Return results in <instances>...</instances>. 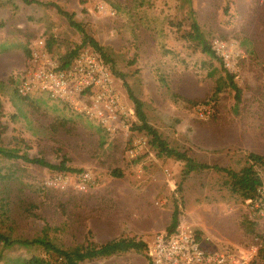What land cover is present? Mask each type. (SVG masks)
Listing matches in <instances>:
<instances>
[{
    "label": "rangeland",
    "instance_id": "rangeland-1",
    "mask_svg": "<svg viewBox=\"0 0 264 264\" xmlns=\"http://www.w3.org/2000/svg\"><path fill=\"white\" fill-rule=\"evenodd\" d=\"M40 1L0 0L2 144L54 164L66 156V165L88 171L93 184L79 190L74 175L80 172L67 173L71 177L63 186L51 184L53 170L0 157V201L8 208L1 231L12 238H33L47 225V236L64 249L118 237L150 244L165 231L177 205L178 225L193 228L216 246L262 247L264 214L231 192L226 173L197 169L178 188L184 162L158 154L149 135L134 130L144 133L147 143L131 156L132 135L109 136L91 119L44 94L19 98L13 76L32 39L45 37L59 57L79 46L85 32L108 54L123 99L132 104L119 74L143 101L147 121L168 146L197 162L237 171L247 164L248 152L264 155V0ZM51 2L72 13L83 31ZM189 8L204 40L219 37L241 52L232 76L241 90L238 101L220 60L184 37L191 30ZM6 52H11L8 72L2 68ZM217 87L220 91L213 95ZM203 107L207 111L200 115ZM254 167L264 190V166ZM114 169L122 175H112ZM258 204L264 209V196ZM31 256L63 264L41 246L0 243V264H19L18 258ZM82 264H148V259L145 252L130 251Z\"/></svg>",
    "mask_w": 264,
    "mask_h": 264
},
{
    "label": "built area",
    "instance_id": "built-area-1",
    "mask_svg": "<svg viewBox=\"0 0 264 264\" xmlns=\"http://www.w3.org/2000/svg\"><path fill=\"white\" fill-rule=\"evenodd\" d=\"M211 48L226 70L237 71V59L242 55L234 42L215 37L211 40ZM13 79L19 97L44 94L91 119L109 136L132 135L128 147L131 156L147 143L144 133L131 130L132 121L136 119L134 107L115 88L116 78L110 65L90 46L80 48L68 60H60L48 49L46 38L39 35L29 42L25 62L14 73ZM199 111L203 115L207 108ZM70 177V174L56 173L49 183L63 186ZM74 177L79 190H86L93 184L88 171ZM258 192L264 196V190L258 188ZM248 201L261 215L264 214V209L258 204L260 200ZM257 251L255 245L244 249L219 247L193 228L178 225L172 232L156 233L153 241L147 243L145 253L151 264H251Z\"/></svg>",
    "mask_w": 264,
    "mask_h": 264
},
{
    "label": "trees",
    "instance_id": "trees-1",
    "mask_svg": "<svg viewBox=\"0 0 264 264\" xmlns=\"http://www.w3.org/2000/svg\"><path fill=\"white\" fill-rule=\"evenodd\" d=\"M21 1L25 4H34V3L43 4V2L40 0H21ZM187 3H189V0H187ZM50 4L53 5L59 13L66 15L70 25L75 26L77 29L83 31L82 26L73 19L72 13H68L64 11L59 5H57L54 2H51ZM189 12L190 15L192 16V12H193L192 9L189 8ZM184 37L191 41H195L196 44L201 47V50L203 52L215 56L218 60H220L211 48V40L215 37H211L209 40H204L203 35L200 32L199 26L193 16L191 18V30L188 31L187 34L184 35ZM80 45H82V47L90 46L94 51H96L102 57V59L106 63H108L107 61L109 60V57L105 49L94 38H92L85 32H83V40ZM80 45L75 46V48L70 50L69 53H66L63 56H59L58 58L60 60H68L72 58L75 55V53L80 49L81 47ZM47 46L48 49L51 52H53L51 48V42L47 41ZM25 53L26 55L28 54V47L27 48L25 47ZM220 62L223 66V62L221 60ZM225 71L227 78L229 79V84L235 91V99L236 101H238L240 98L241 90L232 80V76H234L235 74L233 72H229L226 69ZM119 75L121 76L123 85L126 88L127 95L133 104L135 115L138 120V123H132L131 129L144 132L145 134L149 135L150 143L157 150L158 154L167 157H173L176 160L184 162V168L182 169L181 172V180L177 183L178 188L181 187V182L190 174L191 171L197 169H213L227 174V176L229 177V188L232 193H237L239 196H241L244 200L247 201L248 200L254 201L257 199L260 201L262 200V197L258 192V188L263 185V181L254 166L255 165L264 166V155L254 152H248L247 164L243 165L237 171L217 164H207V163L197 162L192 157H190L185 151H181L176 148L168 146L166 141L159 135L157 130L147 121V116L144 111L143 101L133 93L128 83L123 79V75L122 74ZM219 91L220 89L217 87L213 95L217 94ZM19 98L31 99L33 97H19ZM188 101L193 105L198 103V101H194V100H188ZM63 104L66 105L65 103ZM0 108H1V103H0ZM71 111L73 110L71 109ZM4 128L5 126L0 124V157L8 158V159H20L23 162L29 164H36L48 168L50 170H53L54 173L67 174V173H77L81 171L80 169L67 166L66 161L68 159L66 156H63L62 159L57 164H54L47 161L43 156H29L25 152L20 153L15 149L4 147L1 140V133L4 131ZM111 174L114 176L122 175V173L118 169L112 170ZM0 178H4V175L1 173H0ZM7 213H8L7 203L4 201H0V243L3 246L10 247L13 245H18V246L28 247V246L38 245L43 247V249L47 253L52 254L57 259L60 258L63 264H82V262H84L85 260H92L99 257H107L117 253H126L130 251L146 252L147 249V242H145L142 239H136L134 237L112 238L100 244H97L93 241H89L86 244H81L69 249H64L56 245L47 236V231L49 229L47 225L42 228L41 234L36 237L12 238L10 235H7L3 231H1V224L5 222L7 218ZM179 214H180V210L178 206L174 205L171 212L170 221L168 225L165 227V231L172 232L176 229V227L179 224ZM231 247L233 248V246ZM257 257H259L260 259L259 263H255ZM17 262L19 264H55L50 259H46L39 256H31L29 258H18ZM148 264H151L149 260H148ZM251 264H264V243L262 247L258 248L257 254L251 261Z\"/></svg>",
    "mask_w": 264,
    "mask_h": 264
},
{
    "label": "crops",
    "instance_id": "crops-1",
    "mask_svg": "<svg viewBox=\"0 0 264 264\" xmlns=\"http://www.w3.org/2000/svg\"><path fill=\"white\" fill-rule=\"evenodd\" d=\"M28 45L29 44H27V46H26V48L28 47ZM11 52H6L5 54V56H4V59L3 60H5V61H3L4 62V65L2 66V68H3V70H5L6 72H8L9 70V63H10V59H9V54H10ZM26 53H25V47L22 49V52H21V56H20V61H19V68H21L22 66H23V64H24V62H25V59H26ZM12 64V63H11Z\"/></svg>",
    "mask_w": 264,
    "mask_h": 264
}]
</instances>
